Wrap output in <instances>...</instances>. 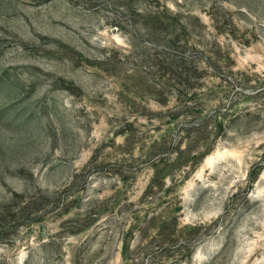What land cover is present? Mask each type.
I'll return each mask as SVG.
<instances>
[{
	"label": "rangeland",
	"instance_id": "1",
	"mask_svg": "<svg viewBox=\"0 0 264 264\" xmlns=\"http://www.w3.org/2000/svg\"><path fill=\"white\" fill-rule=\"evenodd\" d=\"M0 264H264V0H0Z\"/></svg>",
	"mask_w": 264,
	"mask_h": 264
}]
</instances>
